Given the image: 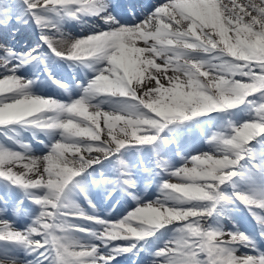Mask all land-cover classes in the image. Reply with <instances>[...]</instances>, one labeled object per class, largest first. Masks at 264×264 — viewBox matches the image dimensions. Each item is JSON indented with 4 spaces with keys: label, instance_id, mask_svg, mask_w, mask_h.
Wrapping results in <instances>:
<instances>
[{
    "label": "snow or ice",
    "instance_id": "snow-or-ice-1",
    "mask_svg": "<svg viewBox=\"0 0 264 264\" xmlns=\"http://www.w3.org/2000/svg\"><path fill=\"white\" fill-rule=\"evenodd\" d=\"M109 7L107 0H0V25L6 26L13 18L19 23L24 15H30L55 55L102 65L86 88L85 98L66 105L30 95L31 82L16 73L27 60L38 57L0 44V68L4 69L0 129L23 124L61 133L50 154L41 158L0 145V177L25 190L43 208L34 226L23 232L0 221V241L23 246L29 252L44 249L41 256L50 257L51 264H112L117 255L136 247V243L114 241H143L167 225L186 221L175 229V238L155 254L162 258L161 264H264V253L246 234L211 230L202 223L214 211L204 202L215 205L230 200L220 188L241 175V161L254 162L264 173V165L255 163L264 161V153L252 147L253 141L264 146V0H166L142 21L130 25L121 24ZM50 14L74 19L98 16L109 28L74 42L68 39L64 52L43 34L54 27L47 18ZM137 41H143L144 46L138 47ZM158 59L163 63L157 64ZM101 95L127 102L118 110L105 112L90 103ZM240 105L248 106L251 119L241 125L229 122L227 131L214 133L209 141L216 145L215 153L197 155L170 171L169 175L179 177L182 183L165 182L162 199L137 207L115 223L88 217L77 205L66 203L70 186L78 184L77 178L101 159L131 145H155L169 126ZM102 121L107 130L104 140ZM40 161L44 162L42 172L35 167L39 178H26ZM120 163L124 165V161ZM7 164L22 165L26 172L5 169ZM124 183L132 184L127 179ZM36 190L46 194L34 196ZM236 199L249 208L264 236V192L236 194ZM15 210L21 209L16 206ZM69 214L94 220L103 225L102 231L89 233L71 225L66 219ZM74 232L87 233L101 244H85ZM101 246L109 248V254H101ZM241 247L256 255L240 253ZM0 264L17 262L4 256Z\"/></svg>",
    "mask_w": 264,
    "mask_h": 264
},
{
    "label": "rangeland",
    "instance_id": "rangeland-1",
    "mask_svg": "<svg viewBox=\"0 0 264 264\" xmlns=\"http://www.w3.org/2000/svg\"><path fill=\"white\" fill-rule=\"evenodd\" d=\"M110 1L114 2L115 0H110ZM6 2H9V3H16L17 2V3H19V0H6ZM256 2L258 3L259 0H256ZM148 3H146L145 4L146 6L141 9V11L145 12V10H147V12L142 13V14H139V12H138L137 15L129 14V15H126V17L119 18L118 20L120 21L121 24H129V25L142 21L144 19L145 15H147L149 12H151L154 9V7L156 5H158L154 1L150 2L149 4ZM21 7H25V6L21 5ZM22 18L24 19L25 15ZM47 18L54 25V27L51 29L43 30V34L49 36L53 40L57 49L60 51H63L62 48L64 49V46H63L64 43H63V40L60 39L59 35L56 34L57 30H61V28H64L63 30L69 31L71 36L73 35L72 37H77V38H80V37L87 34V32L78 31L80 26L75 25L76 23H74V18H70V17H67L69 19L65 18L67 22L62 17H56L55 14H50ZM86 20L90 21V19H86ZM10 22L12 24H14V27H11L13 31H12V33H8L6 35V37H8L9 39L4 38V37H0V44L5 45L11 49H14L17 53H25V54L32 53L33 55L38 57V59L34 62H28V63L25 62L26 65H25V63H23V66L20 67L19 70L20 71L23 69L25 70V69H27V67H29L28 64L29 65L32 64L31 67L36 72H38V70H43V72L46 71L45 74L40 78V83H37L36 85L34 84V82H35L34 80L38 79V78H36V77L30 78L29 81L31 82V84H30V87L27 89V91H29V93H31V95H33V94L37 95V94H39L38 92H41V90H39V89H43V90L52 89L47 84V83H49L50 85L53 84L52 86H54V85L57 86L55 89L56 91L63 92L64 97H62V99L60 100V103H62V104L70 105L71 103L75 102L76 100L85 98L86 88L90 85L91 81L96 77L97 72L102 65L96 61L81 62L88 69L85 72L86 76L84 78V82L82 84H80V80H78L77 78H74L73 83L70 84V88H69L67 85L64 84L65 83L64 81H60V80L56 79V77H53V75L51 74L49 69H47V67H46L47 66L46 64L48 62H51L52 59L61 58V57L55 55L53 53V51L49 48V46L46 43H44V41L41 39L42 29L33 21V19L30 22H27L28 25H30L32 27V29L29 27L30 28L29 34H31L34 30H36V32H34V34H33L34 35V41H32V43H29L27 45L26 44H20L21 42H19V41H21V39H23L24 34H20V36L17 37L18 38L17 42L12 41L14 39V36L12 34H14V31L17 30L16 26L21 24L22 21L18 23L17 20L15 18H13ZM60 22L63 24H61ZM0 26H4V25H0ZM108 28L109 27H103L101 29H97V30H95L94 33H98L100 31H106V30H108ZM24 30L28 31L27 28H25ZM58 32H60V31H58ZM137 44L141 45L138 47L144 46L143 41H137ZM66 51H67V49L64 50V52H66ZM200 58L207 59L208 57H200ZM62 59L68 60L65 58H62ZM40 60H42V63H43L42 66H40V64H39ZM72 62L78 63L80 61H72ZM156 63L162 64L163 61L158 59V60H156ZM82 64H79V66ZM74 65H76V64H74ZM69 67H71V66H69ZM19 70L17 71L16 75L18 77H20L23 81L26 82V77L23 76ZM149 71H152V70L150 69ZM169 73L172 75L171 72H169ZM3 74H4V69L0 68V75H3ZM237 79H239V77H237ZM38 85H40L42 87H40ZM76 87H78V89ZM70 90H71V93L69 92ZM43 94L44 95H41V98H48V94H45V93H43ZM249 99H256V97H251ZM125 102H127V101H125L123 98H116V97H109V96H102V95L93 97L92 100L90 101V103L93 106L99 107L101 110H103L105 112L106 111L111 112L114 110H118L119 107ZM197 118H198V124H192V123H194V119H196V118H193L192 120L184 122L178 126L177 125L169 126L168 129H165L162 133L159 134L160 139L157 141V143L155 145H148V146H146V145H143V146L131 145V146L124 148V149L129 150V151H130V149H133L134 155H132V156H126L124 149H122L120 151V153H118L116 155L101 159L99 163H96L92 167L88 168L82 174L81 177L77 178V180L79 181L78 184H76L74 182V186H70L71 191H70V195L68 196L67 200H70L71 202L78 204V201L76 200V196L78 195V190L81 191L84 188L89 189V185L87 184L88 182H85V180H84L86 178L85 174L89 173L92 169H96V167H98L99 165L103 166L102 165L103 163L106 165L105 170H102L101 167H99V169H101V170H99L100 173L105 171V175H103L102 173L100 174L101 177L104 176L102 179L103 181L110 180V177L108 176V172L106 170H110L113 168L115 169L117 162L121 166V163H120L121 160L124 161V165H122V169H125L126 167H131V166L134 167L131 164V162L128 161V159L131 157H134L135 161H136V159H138V157L140 158L139 161L141 162V164H140L141 166H138V168L141 169L146 175H148L149 169L147 168V165L145 163H146V157H147L148 151H149V149L152 148L153 149L152 153L158 154V156L155 158V163L157 166V169H156V172H157L156 186L154 189H151V193L147 192L145 189V187L148 186L147 181L145 183V180L148 178L147 177L145 180L144 179L142 180L141 184L143 186L140 185L138 187L140 188V191L142 194H145V192H146L149 195L137 196L136 199L139 202L138 205L135 206V204L133 202V200H134L133 199L134 197H133L131 202L128 205H126L127 207L122 206L123 208L120 212L118 210L116 211V214L118 216H116L114 218V220L113 219H107L104 216H100V215L96 216V218H98V219L100 218L101 220H104L106 222H110V223L118 222V221L124 219L125 217H127L138 206H142V205L148 204V203H154L158 199H162L164 196V191L162 190V185L165 182L182 183V181L180 180L179 177L170 176L169 175L170 171L178 170L179 168L183 167L185 165L186 161H190L192 157H195V156L203 154V153H210V154L215 153L216 152V145L209 143V141H210V139L214 133L227 131L228 126H229V122H231L234 125H241L243 122L251 119L247 105H240L236 109L229 110L228 112H223V113L218 112L213 117H207V116L203 117L202 116V117H197ZM206 118H208L209 120L211 119L212 123H207ZM204 123H206V127L202 126ZM101 125H102L101 127H104L103 122L101 123ZM182 127L183 128L186 127V130L183 131ZM189 127H190V129H189ZM32 128H33L32 126L23 125V124H16V125L7 126L3 129H0V145L4 146L7 149H10L11 151L20 152L21 151L20 148L19 149L10 148L8 146H5V144L11 145V144L15 143V141L17 140L15 136H18L21 133L26 132V131L28 132ZM103 129L106 130L105 127ZM197 129H198V131H197ZM52 133L54 135V138H52L51 140H47L45 147H37L36 146L37 143L35 141L34 142L30 141L29 139H28V141H26L24 139L26 137L25 135H24V137H22L24 139L22 141H24L26 144H28V146L31 149H35V151H36L35 154H37V156L44 157V156L50 154V151H51V148L53 147V145L56 142L61 140V133L59 132V130H52ZM84 139H87V138H84ZM101 140H103V139H101ZM169 141H171V142H169ZM160 142L162 144H160ZM34 143H35V145H34ZM94 143H99V142H94ZM252 147H254V148L258 147V148H256L258 152H262V153L264 152V146L257 144L255 141H253ZM156 149H157L158 153H156ZM161 149L163 151H165L166 153H163V151ZM143 152H145V153L143 154ZM82 154L87 156V153H82ZM92 155H101V154L100 153H92ZM67 157L69 159L73 158L71 153H68ZM159 157L162 160V163L160 165L156 162V159L159 160ZM164 163H165V165H164ZM253 163L254 162H252V161H241V166H242L240 169L241 175L236 177L234 179V181L226 183L223 186H221V188H220L221 194L229 197L230 203L226 202L227 204H225L224 201H220L219 203H216L214 205L213 202H204L208 205V207H210V208L214 207V211H213L212 215L209 218H207L205 221L202 222L205 227H208L211 230H219V231H223V232L244 233L253 242H255V239H253L251 237V234H247L245 231L240 229L238 226H237V228L233 229L232 231H231V229L229 230L227 227H224L225 220L222 219L224 217L223 216V213H224L223 209L224 208L227 210L237 209V204L235 203L236 202V194L253 196L257 193L264 192V173L259 171L256 167H254ZM255 163H259V164L264 165V161L258 160ZM10 165L11 164H7L4 166V168L6 169ZM43 166H44V162L41 163V167H39L41 169V172L43 170ZM165 166H166V168H164ZM188 166L191 167V164H189ZM96 171H98V169H96ZM13 172H15V171H13ZM15 173H19V172H15ZM44 175L46 176L47 174H44ZM29 177L33 178V179L39 178V174L36 173L33 177L27 176L26 178H29ZM126 179L130 180L132 182V184L137 185L135 178L128 176ZM0 181H1L0 185H3V186H7V185L10 186L11 185L9 182L5 181L3 179V177H0ZM1 189H2V187H1ZM20 189L21 190H19V191H25L22 188H20ZM45 194L46 193H44L42 190H36L35 192H33L34 196H43ZM24 195L28 196L29 201L35 203L34 200L29 196V194L26 191H25ZM20 197H17L16 199H14V201H12L11 208H10L13 211V212L12 211L10 212V216H12V217H11V219H8L7 221L12 220V221L16 222L15 224H18V226H16L15 228L18 231L23 232V231L31 228L32 226H34L35 221L40 216L41 212L43 211V208H42V206L35 203L36 206L39 208V209H37L36 215L33 218L29 217V216H25V218H27L26 221H24L23 219H21V221H17L19 219H15V217H19V216L17 214H13V213L14 212L18 213L15 209H16V206H20V204L22 203L21 200L19 199ZM23 203L25 205H29L27 200H25ZM109 208L110 207L103 208L102 214H103V212H107L109 210ZM221 208H223V209H221ZM227 210H225L226 213L228 212ZM255 210L257 212L262 211L260 209H255ZM0 213H3V212H0ZM4 214H6V213L4 212ZM219 215H221L222 217H220ZM69 216H72L74 218V220L77 217L75 215L69 214L66 217V219L68 220L69 223H70V217ZM183 223H186V221H177V222H174V224L169 225L167 230H166V232H167V235H165L166 237L163 238L162 240H158L162 243H160V245H158L157 249L153 248V250L151 251L152 256H150L148 254V257H147V256L143 255V252L140 253V255L138 257V260L141 262L140 264H143L144 262H145L144 264H154V262H156L160 258V257H156V255H155L157 253V251L160 249H163L164 246L169 241H171L175 238V236H176L175 229ZM71 225H74V223H72ZM74 226L82 228V226H80V223L78 225H74ZM234 226H236V225H234ZM102 228H103V225L99 224V226H98L99 232L102 231ZM161 231H164V229L162 228ZM57 235H62V233L57 232ZM33 238L36 240L41 239L40 236H35ZM83 238L85 240L84 239L80 240L83 243L96 245L95 243L87 242V240L91 239L88 236L83 237ZM263 242H264V240H263ZM113 243L128 245L131 242L124 243L121 241H119V242L114 241ZM140 243L141 242H138L137 246L131 252H129V253H131V257H135L134 254L137 253V247ZM100 244H101V242L99 240L97 245H100ZM0 248L7 253H9V252L14 253L15 252V254L19 253V254H23L25 256L30 255L31 256L30 260L34 264H41L43 262H45V264H46V263H49L51 261L50 257H49V259H44L41 256V252H44V249H39L36 251L29 252L23 246L7 243L5 241H0ZM104 248H106V247H104ZM245 250L246 251L248 250V251L246 252V251L240 250V253H248V254L256 255V253L252 252L251 249L246 248ZM2 254H5V253H2ZM237 254H239V253H237ZM151 260H152V262L149 263Z\"/></svg>",
    "mask_w": 264,
    "mask_h": 264
},
{
    "label": "bare ground",
    "instance_id": "bare-ground-1",
    "mask_svg": "<svg viewBox=\"0 0 264 264\" xmlns=\"http://www.w3.org/2000/svg\"><path fill=\"white\" fill-rule=\"evenodd\" d=\"M129 0H126V2H128ZM229 0H221V2H223V3H229L228 2ZM134 3H135V7H139V5H141V3L142 2H145V0H134L133 1ZM158 5L159 4H163L164 2H166V0H156L155 1ZM237 2L238 3H240L241 2V0H237ZM109 4V9H108V11L113 15L117 10H123V5H125V2H118V3H114V4H112V3H108ZM132 4V3H131ZM132 6V5H131ZM142 9V8H141ZM145 12H147V10H145ZM144 11H140L139 12V14H142V13H145ZM56 17H58V16H56ZM62 18H66V19H69V18H67V17H62ZM86 19H90V21L89 20H86ZM63 22V21H62ZM67 22V21H66ZM61 23V22H60ZM74 23H76L75 25H78V26H80L79 27V29H78V31H83V32H87V34L86 35H84V36H82V37H80V38H85V37H88V36H91V35H93V34H95L94 32H95V30H97V29H101V28H103V27H109L107 24H105L104 23V21L100 18V17H98V16H83V17H81V18H79V19H74ZM24 26L23 27H21V28H17V30H15L14 31V34H12L13 36H14V39L12 40V41H15V42H17V40H18V38L17 37H19L20 36V34H24V36H23V39H21V41H19V42H21L20 44H26L27 42L28 43H32V41H34V31L31 33V34H29V29L31 28L32 29V27L30 26V25H28V24H24V23H22ZM22 24H19V25H22ZM61 24H63V23H61ZM11 27H14V24H12L11 22L10 23H8L6 26L4 25V26H0V37H4V38H7V39H9L8 37H6V35L8 34V33H12V28ZM17 27V26H16ZM30 27V28H29ZM25 28H27L28 29V31H25L24 29ZM64 28H61V30H57V32H56V34H58L59 35V37H60V39L61 40H63V43H64V49L62 48V50L64 51L65 49H68V47H69V40L68 39H70V40H72L73 42L75 41V40H78V39H80V38H77V37H72L71 36V34H70V32L69 31H65V30H63ZM58 31H60V32H58ZM57 39V38H56ZM55 39V40H56ZM58 40V39H57ZM23 42V43H22ZM60 42V41H59ZM62 42V41H61ZM62 46V47H63ZM137 46H141V45H139V44H137ZM143 46V45H142ZM20 71V70H19ZM73 72L74 73H78L77 74V77L78 78H80V73H79V70L76 68V67H74V69H73ZM20 73L23 75V76H25V77H29V75H30V72H28V71H26V70H21L20 71ZM168 75H171L170 73H168ZM84 77L83 78H85V76L86 75H83ZM0 78H2V75H0ZM164 84H165V86H167V81L166 80H164V81H162ZM144 84H146L147 83V73L145 74V79H144V82H143ZM142 90H143V88H141V92H142ZM29 92V91H28ZM39 93V92H38ZM30 95H31V93H29ZM33 94V93H32ZM41 95H43L42 94V92H40L39 94H37V95H32V96H34V97H40L41 98ZM57 97V96H56ZM58 99H59V96L57 97ZM49 99H53V100H56L57 101V99L55 98V97H52V98H49ZM60 103V102H59ZM107 112V111H106ZM103 122V121H102ZM101 122V123H102ZM102 126V125H101ZM104 127H101V139H105L106 138V131L107 130H104L103 129ZM42 134H45V136H43V137H38V133L36 132V133H34L33 134V136H35L36 138H41V142L42 143H39L38 145L40 146V147H45V139H52V138H54V135H53V133H52V130H42V132H41ZM18 139V141L17 142H15L14 143V146H15V148H17V149H21V151H20V153H26L28 156H30V157H33V158H41V156H37V154H35L36 153V151L34 150V149H31L28 145H26V143L24 142V141H22V140H24V139H26V138H22V136L20 135V137L19 138H17ZM26 141H28V140H26ZM22 145H26V146H28V148H27V150L24 148V147H22ZM18 152V151H17ZM156 153H157V149H156ZM68 155V154H67ZM102 155V154H101ZM41 163H43L42 161H40V162H38V164L36 165V166H34V168H33V172H31V173H28L27 174V176H34L35 174H36V171H35V167H41ZM44 167V166H43ZM8 168H11L12 169V171H15V172H19V173H24V172H26V169L22 166V165H14V164H11L10 166H8ZM7 169V168H6ZM125 172H127V171H125ZM128 173V172H127ZM129 174V173H128ZM30 178V177H29ZM127 191H131V189H127L126 190V192ZM133 191H135V190H133ZM68 202H70V203H68ZM66 203L70 206V205H72V204H75V203H73V202H71L70 200H67L66 201ZM149 204V203H148ZM75 205H77V204H75ZM145 205H147V204H144V205H142V206H145ZM78 206V205H77ZM142 206H138V207H142ZM98 210V208H91V209H89L88 211H90V212H93V213H96V211ZM228 218H229V223L230 222H235L236 224L237 223H240V220H239V216H228ZM0 221H7V220H5L4 219V217H3V215L0 213ZM7 222H9L10 224H11V222L10 221H7ZM226 223V222H225ZM224 227H228V224H226ZM225 239H227V237H225ZM2 253H5V254H2ZM237 255H239V254H237ZM4 256H7L8 258H10V259H13V260H15L16 262H17V264H28V263H26V260L24 259V257L23 256H19L17 253L15 254V253H11V252H9V253H7V252H3L1 249H0V257H4ZM156 264H161V261L159 260L158 261V263L156 262Z\"/></svg>",
    "mask_w": 264,
    "mask_h": 264
}]
</instances>
